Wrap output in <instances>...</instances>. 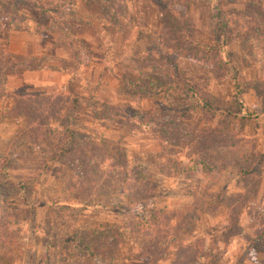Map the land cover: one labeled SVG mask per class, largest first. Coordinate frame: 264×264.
I'll use <instances>...</instances> for the list:
<instances>
[{
	"label": "rangeland",
	"instance_id": "1",
	"mask_svg": "<svg viewBox=\"0 0 264 264\" xmlns=\"http://www.w3.org/2000/svg\"><path fill=\"white\" fill-rule=\"evenodd\" d=\"M215 1L178 3L177 16L186 22L179 42L164 36L154 0H0V32L42 36L46 46L60 50L54 60L40 57L45 65L75 75L64 90L39 91L61 94L45 100L43 109L54 107L50 115L59 120L75 98L72 130L78 138H90L88 165L79 172L70 154L54 157L50 140L18 144L25 118H4L5 109L0 111V166L9 157L7 176L0 174V227H6L11 244L8 248L0 238V264H138L129 258L140 256L148 240L131 228L147 215L145 207L193 218L174 243L161 242L167 249L158 264H171L175 247L197 241L208 257L196 264H264V253H255L246 241L264 232V94L245 90L239 104L233 80L264 90V33H247L244 23L250 18L243 4L264 7V0H218L231 18L235 40L219 53L206 49L216 42ZM185 84L238 113L233 127L215 138L218 143L208 140L218 134L208 131L218 119L202 114L200 119L190 111L195 100L176 89ZM19 92L37 91L11 95ZM103 106L111 110L109 119ZM158 109V119L144 118ZM51 127L60 130L55 122ZM75 145L78 154L86 146ZM102 162L97 173L94 166ZM254 164L255 173L240 177L237 165ZM136 169L158 187V195L141 206L133 205L120 179L122 170L129 178ZM91 188L100 194L88 197ZM218 194L226 198L220 207L199 208ZM244 194L249 199L238 231L227 235L229 217L237 214ZM82 245L94 255H108L89 257Z\"/></svg>",
	"mask_w": 264,
	"mask_h": 264
},
{
	"label": "trees",
	"instance_id": "2",
	"mask_svg": "<svg viewBox=\"0 0 264 264\" xmlns=\"http://www.w3.org/2000/svg\"><path fill=\"white\" fill-rule=\"evenodd\" d=\"M188 1L190 0H154L162 23L165 26L164 36H175L179 42L180 39L184 38L183 36L185 35V31L181 28L185 27L186 22L182 17L179 18L177 16L178 13L176 12V8L178 9L179 7L178 3H180L181 5H185L186 3H188ZM181 2L185 3L182 4ZM243 4L244 12L246 16L250 18L246 23H244V28H247V33H251L253 31L257 35H263L264 30H260V26L264 28V7H262V5L258 2H247ZM229 19L231 18H229L228 15L224 13L223 10H221L219 2L218 0H216L212 8V21L215 29L216 42L214 46L209 48L206 47V49L211 52L215 51L216 53H219L224 51L228 43L235 41L232 39L234 30L233 26H231L230 24ZM238 33L242 34V30H240V32ZM185 41L188 40L185 39ZM46 67L48 66L45 65V61H43L42 58L22 57L11 54L5 49L0 48V95H5L6 97H9L13 100L12 108L10 110L5 109L2 117L17 120L21 117L25 118V134H23L22 137L19 138L22 140V142L18 141V144L40 145L44 141L50 140L55 143L54 157H57L58 159V157H63V155L70 154V156L75 159V163H73L74 168L80 169L79 172H82V170L84 171L88 165L86 153L89 147L88 142H90V138L87 136L78 138L75 132H73L72 130L71 120L73 118L75 110L78 107V101L75 98H72L70 102V105L72 106L71 109L69 110L68 108L64 116H61V118L58 120V118H56L55 116L50 115L52 112L51 110L54 107L48 108V111H45L43 109V104L45 103V100L47 102H50L51 98L55 100L61 94L50 97L40 92H19L18 96H13L7 92L6 82L8 74L13 72L40 70ZM183 79L185 78L183 77ZM233 80L234 87L236 88L235 100L238 101L239 104H241L240 97L243 93L246 92L245 90L256 89V91H259V93L261 92L262 94H264V90L258 86L255 88H251L247 87L246 84H240L237 77H234ZM176 89L182 91V93H184L188 98H192L195 100V103L191 106L190 111H196L197 117L201 119L202 114L204 116H207V118H209V121L218 119L215 122V130H208L210 133H218L217 136H211L208 139L210 142L218 143L220 140L215 141V138L221 139L223 137V132H226V129H228L229 127H233L234 118L237 117L238 113L235 112L231 105L220 104L211 96H199L196 93L195 89L188 84H185L184 86H178L176 87ZM102 109L103 116L106 119H109L111 110L108 109L107 106H103ZM160 112L161 109H158V111L155 112H148L144 114V118L156 120L159 118ZM145 115L147 116L145 117ZM141 117L143 118V114H141ZM53 122L59 124L60 130L55 131L54 129H52L51 123ZM76 143L86 145L82 149V152H79V154L77 151L79 149V146H76ZM108 161H110V157H108ZM122 161H125L124 155L122 157ZM102 164L103 162L98 166H94V169L97 173L103 171ZM8 165L9 157L4 160V165L0 166V174L5 177L7 176L6 170ZM113 168H115V166H108V169ZM237 169L240 177H248L251 173H255L257 171L255 164L247 169H244L243 167H240V165H237ZM122 171L123 176L120 178L121 185H128V188L123 187V189L129 193L131 199L130 201L133 203V205H144V203L149 202L151 198L158 195V187L155 184L151 183L148 179H146V174L143 171H134L129 178H127L126 176V170ZM127 179L128 183H126ZM246 181L247 179L244 180V182ZM96 194H100V191L93 190V188H91V192L90 194H87V196L92 197ZM248 199L249 194H244L242 196L241 202L235 206L237 209V214H235L234 216L229 215L230 225L225 228V234L228 235L236 233L238 217H240L242 209L244 207V203L246 205ZM225 200L226 198L224 195L218 194L217 196H215L214 200H210L207 203L201 204L202 206L198 207L203 210H205L207 207H213L214 209H216L217 207H220L221 204L225 202ZM144 209L142 211H145L147 215L145 214L143 216V220H139L137 225L133 226V228L131 229L133 230L134 227L138 228L136 229L137 234H140L143 231L142 235L146 237L148 242H146L145 245L140 248V256L130 257L129 261L138 264H158L165 255V251L167 249V246H162L161 242L170 240L171 243H174L178 239L180 233L188 230L189 222L193 220V218H189L188 215L190 214L181 215L180 213L176 212L169 213L165 208L145 207ZM138 216H140V214ZM6 217L8 216L6 215ZM136 217L134 216V218H132V222ZM193 217L195 218V216ZM1 227L0 238L3 243H6L8 245L9 248V245H11L10 237L8 236L9 233L6 227L5 230H3L4 227ZM116 237L120 239L119 234H116ZM246 241L250 246V249H252L255 253H264V232L262 234H258L256 237L248 236L246 237ZM82 248L86 253L89 251V257L104 258L106 257V255H108L107 253L94 255V252L90 251L89 247H85L82 245ZM202 248L203 246L200 245V241L175 247L171 259V264H196L199 258L208 257L204 254Z\"/></svg>",
	"mask_w": 264,
	"mask_h": 264
},
{
	"label": "crops",
	"instance_id": "3",
	"mask_svg": "<svg viewBox=\"0 0 264 264\" xmlns=\"http://www.w3.org/2000/svg\"><path fill=\"white\" fill-rule=\"evenodd\" d=\"M45 44L42 36L38 37V35L30 31H12L6 29L5 32H0V48L14 55L27 58H40L44 55L49 57L53 55V59L48 60H54L55 56L60 55L59 48L54 44H51V46H46ZM74 76L68 70L55 67H46L34 71L13 72L8 74L6 89L10 94L20 89L44 93L50 91L49 93L51 94V92L58 89L64 90ZM12 104L13 100L11 98L7 100L0 98V111L2 109H9Z\"/></svg>",
	"mask_w": 264,
	"mask_h": 264
}]
</instances>
